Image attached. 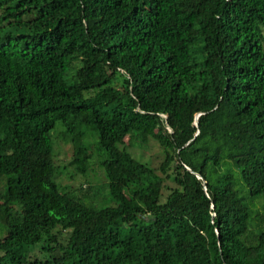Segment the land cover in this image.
I'll return each mask as SVG.
<instances>
[{"label":"trees","instance_id":"trees-1","mask_svg":"<svg viewBox=\"0 0 264 264\" xmlns=\"http://www.w3.org/2000/svg\"><path fill=\"white\" fill-rule=\"evenodd\" d=\"M0 264H264V0H0Z\"/></svg>","mask_w":264,"mask_h":264},{"label":"rangeland","instance_id":"rangeland-1","mask_svg":"<svg viewBox=\"0 0 264 264\" xmlns=\"http://www.w3.org/2000/svg\"><path fill=\"white\" fill-rule=\"evenodd\" d=\"M63 128L61 127L60 123H57L55 128L53 129L52 133H51V138L52 141L55 143V149L53 151V159H54V165L57 167V171H59V178L61 177V181H59L58 179L55 178V181L57 182V184L64 188H70L73 186H79V184H81L82 186V190H86L88 187V184L85 183L83 180H87V181H92V183H97L100 186H104L103 185V179L101 176V173H90L88 174L86 177L83 176H75V180L71 181L69 180L70 176H71V169L68 167L69 166V161L71 158V147L70 145L64 140L63 137ZM92 132L89 131V133L87 134V136H89ZM90 139L89 144H93L96 143L97 139H93L91 136H89ZM56 139V140H55ZM128 144H130V142L128 141V139H125V147H126V151L137 161L145 164L146 166H148L151 169H156L159 164L162 161L163 155L161 150L159 149L157 143L152 140L149 139L145 145H139V144H132L131 146H129ZM68 167V168H67ZM96 169V166L94 167ZM235 171V170H233ZM94 172V170H93ZM96 172V171H95ZM94 176V177H92ZM77 186V187H78ZM167 186H172V184L170 182H165V187ZM102 191L99 192V197L97 199V201L100 199V196H102L101 194L103 193L104 188H101ZM107 194V190L104 191L103 194ZM167 191L163 189L162 192V198L160 199V202L164 201V197L166 196ZM101 204L98 206H112L114 205L112 199L109 196H103L101 198ZM253 205V207H258L257 209L260 210V200H254L251 204V206ZM35 252H38V250H34Z\"/></svg>","mask_w":264,"mask_h":264},{"label":"water","instance_id":"water-1","mask_svg":"<svg viewBox=\"0 0 264 264\" xmlns=\"http://www.w3.org/2000/svg\"><path fill=\"white\" fill-rule=\"evenodd\" d=\"M196 121H197V120H196ZM196 123H197V122H196ZM188 170H189V169H188ZM197 178H198V179H200V176H199V175H197Z\"/></svg>","mask_w":264,"mask_h":264}]
</instances>
